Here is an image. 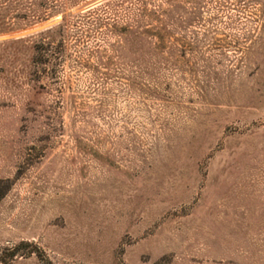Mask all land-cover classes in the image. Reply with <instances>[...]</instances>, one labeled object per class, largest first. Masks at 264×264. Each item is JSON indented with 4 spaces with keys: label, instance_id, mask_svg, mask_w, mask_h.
I'll return each instance as SVG.
<instances>
[{
    "label": "rangeland",
    "instance_id": "374dc122",
    "mask_svg": "<svg viewBox=\"0 0 264 264\" xmlns=\"http://www.w3.org/2000/svg\"><path fill=\"white\" fill-rule=\"evenodd\" d=\"M0 264H264V0H0Z\"/></svg>",
    "mask_w": 264,
    "mask_h": 264
},
{
    "label": "trees",
    "instance_id": "16d2710c",
    "mask_svg": "<svg viewBox=\"0 0 264 264\" xmlns=\"http://www.w3.org/2000/svg\"><path fill=\"white\" fill-rule=\"evenodd\" d=\"M124 0H115V2H123ZM53 29L47 30L43 33H41V35L39 36H48L49 34H52ZM25 41L28 40H14V41H10V42H6V44H11V45H21L22 43H24Z\"/></svg>",
    "mask_w": 264,
    "mask_h": 264
},
{
    "label": "water",
    "instance_id": "95a60500",
    "mask_svg": "<svg viewBox=\"0 0 264 264\" xmlns=\"http://www.w3.org/2000/svg\"><path fill=\"white\" fill-rule=\"evenodd\" d=\"M18 38V36L9 37L7 39L1 40V41H10L12 39Z\"/></svg>",
    "mask_w": 264,
    "mask_h": 264
}]
</instances>
